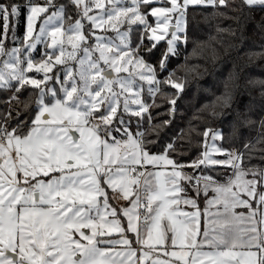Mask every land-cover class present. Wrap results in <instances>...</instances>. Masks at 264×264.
<instances>
[{"label": "snow or ice", "instance_id": "obj_1", "mask_svg": "<svg viewBox=\"0 0 264 264\" xmlns=\"http://www.w3.org/2000/svg\"><path fill=\"white\" fill-rule=\"evenodd\" d=\"M154 2L131 0L130 6L121 7L122 0H69L77 18L65 28L68 5L56 0L42 4L27 0L23 5L27 8L23 46L6 50L0 41V57H7L0 62V89L14 88L18 93L31 86L38 90L30 125L18 121L12 127L7 119L0 121V264H264V190L258 191V187L264 189V169H245L242 154L213 147L188 166L229 167L233 171L227 180L221 183L205 174L187 175L182 171L185 165L167 154L175 151L172 144L163 154H150L143 147L144 134L129 132L123 116H118L121 96L124 113L140 116L148 111L136 91L140 87L135 84L136 77L148 83L150 93L158 91L151 87L153 83L160 84L154 68L135 57L126 39L128 32L121 33L119 26L139 23L145 31L151 29L149 39L159 41L169 33L174 18L175 30L168 41V52H174L189 6H215L217 0H167L170 6L141 12V5ZM219 4L227 6L226 0ZM241 4L248 9L264 8V0H241ZM21 7L15 0H0L5 33L9 17H18ZM94 9L99 13L90 15ZM45 14L35 33L37 20ZM147 15L155 17V27L148 23ZM84 21L93 29L108 25L116 30L120 44L93 31L95 45H89ZM41 43L54 50L45 51L47 60L34 62L30 55L21 58L25 50L30 53ZM66 43L71 50L65 48ZM69 61L77 66H68ZM57 64L66 65L63 80L48 75ZM164 66L161 61V69ZM32 71L43 73L42 78L28 76ZM110 72L128 73V77H112ZM53 79L60 85L59 92L47 86ZM166 83L182 90L178 83ZM12 99L19 98L14 95ZM129 101L139 109H130ZM114 132H120L122 138L117 139ZM203 135L208 137L209 131ZM221 137L222 133L212 132L213 140ZM212 153L227 159H213ZM147 166L161 170L149 171ZM182 181L192 186L197 196L214 193L206 200L202 233V214L196 200L182 195L186 191ZM108 189L131 206L111 208ZM181 203L196 210L183 211ZM213 206L216 210L209 211ZM237 208L248 212L237 213ZM139 209H144L143 213ZM120 216L126 219V227ZM127 233L134 235L138 247H133ZM113 234L119 239H102ZM101 244L106 247H99Z\"/></svg>", "mask_w": 264, "mask_h": 264}, {"label": "trees", "instance_id": "obj_2", "mask_svg": "<svg viewBox=\"0 0 264 264\" xmlns=\"http://www.w3.org/2000/svg\"><path fill=\"white\" fill-rule=\"evenodd\" d=\"M15 2L22 5L21 14L9 17L7 33L0 17V35H6V42L11 36L9 29L15 28L18 37L24 31L26 7L23 5L27 0ZM33 2L42 4L44 0ZM56 2L68 5L64 25L73 23L77 11L69 0ZM226 5L221 6L217 0L215 6H189L182 41L174 54L167 52L164 41L152 42L148 30H144L138 43L142 27L132 28L129 46L132 51L135 48L136 56L154 68L160 84L151 86L158 87L153 96L143 86L141 98L149 104L147 112L140 117L130 112L124 115L127 123L130 117L139 118L136 123L130 121L129 127L133 134H144L143 147L149 153L165 152L172 144L175 151L167 154L185 165L186 172L209 175L218 182H225L232 169L221 165H202L199 169L188 166L201 159L205 152L208 138L203 135L205 131L222 133L220 147L242 154L245 169H264V8L248 9L242 6L241 0H226ZM152 6L141 5L140 10L147 13ZM148 21L151 24V19ZM161 61H164L163 69ZM169 80L182 85V90L166 83ZM36 93L38 90L31 86H25L18 93L14 88L0 89V121L7 119L12 127L18 121H27L30 125L35 115ZM14 95L19 99H12ZM147 113L151 116L149 121ZM24 127L26 131L27 125ZM181 183L200 209L206 197L202 193L197 196L187 182Z\"/></svg>", "mask_w": 264, "mask_h": 264}, {"label": "rangeland", "instance_id": "obj_3", "mask_svg": "<svg viewBox=\"0 0 264 264\" xmlns=\"http://www.w3.org/2000/svg\"><path fill=\"white\" fill-rule=\"evenodd\" d=\"M130 5H131V0H122V4L119 5V6H121V7H126V6H130ZM201 5H202V4H201ZM162 6H170V5H167V0H155V2L153 3V6H152V7H162ZM190 6H193V5H190ZM105 7H106V8H107V7H110V5L106 4ZM152 7H151V8H152ZM151 8H149L148 12L150 11ZM99 11H100L99 9H94L93 12L90 13V15H96V14L99 13ZM50 13H51V11H50L48 14H50ZM48 14H45V15L43 16L42 19L39 18V19L37 20V22H36V27H35V33H38V31H39V27H40V24L42 23V21H43V19L45 18V16L48 15ZM26 17H27V8H26L25 17H24V26H23V27H24V29H23L24 31H23V35H22V36L18 37V35H16L15 28H13V29H9L10 32H11V36H10V38H9V41H7V42H6V39H5V37H4V36H6V35H5V34H4V35H3V34L0 35V37L2 36L1 39H0V41H3V42H4V47H5L6 50H10V49L13 48V47H22V46H23V37H24V35L26 34V28H27V19H26ZM148 19H151V26H152V27H155V26H156V23H155V17H152V16L150 15V17L147 18V21H148ZM73 23H74V22H73ZM148 23H149V21H148ZM15 24H16V22H15ZM71 24H72V23H71ZM125 24L129 25L127 22H125ZM149 24H150V23H149ZM174 24H175V19L173 18V19L171 20V22H170L169 33H168L167 35L164 36V39L159 40V41H155V40L150 39V40H152V42H154V43L164 41V42H165V47H166L167 52H168V48H169L168 41L171 39V32L175 30V29H174ZM67 25H69V24H67ZM84 25H85V27H84V30H83V31H84V34L88 37V43H89V45H92V46L95 45L94 37L90 34V33L93 32V31L95 32V35H96V36L104 37L106 41H111V42H113V43H115V44H120V40H119V38L117 37V31L114 30V29H112V28H110L108 25H105L103 28H98V29H93V26H92L90 23H88L87 21H84ZM132 25H134V26H135V25L143 26V25H141V24H139V23L132 24ZM132 25H130V26H132ZM64 27L67 28L68 26H64ZM183 27H184V30H183L182 32L178 33V35L180 36V39L177 40V41L174 43V52H168V53H170V54H174V53H176V51H177V49H178V44L182 41V34H183L184 31H185V25H184ZM122 29H123V28H121V25H120V26H119V31H120L121 33L124 32ZM107 32H109V34H106ZM35 33H34V34H35ZM157 34H160L159 30H157ZM151 35H152V33H151V29H148V37H150ZM14 37H15V39H14ZM126 39H127V42H128V36H127ZM49 42H50V41H49ZM128 44H129V43H128ZM85 46H87V45H85ZM65 48H66L67 50H71V46L68 45L67 43L65 44ZM45 51L51 53V52H53L54 50H53V49H48V48L46 47V44H45V43H41V44H38L37 47H36L34 50H31L30 53H28L27 50H25V51L22 53L21 58H22V59H26L27 56L30 55L31 58H32V60H33L34 62H42V61L48 59V57L44 55ZM133 53H134V50H133ZM55 54H56V55H59V52L56 51ZM81 54H82V53H81ZM95 55L98 57V56H99V53L97 52V53H95ZM135 57H136V55H135ZM135 57H134V58H135ZM4 59H7V57H6V56H5V57H0V62H2ZM68 66L76 67L77 65L74 64V62L69 61V62H68ZM65 67H66V65H64V64H57V65H54V67H53V69H52V72L48 73V75L53 76V77H55V75H59L60 78H61V80H63V79H64V68H65ZM129 67L132 68L131 65H129ZM134 71H143V69H142V68H135ZM115 74H116V76L119 75L120 77H125V78L128 77V73H119V74L114 73V72H110V73H109V75L112 76V77H115V76H114ZM27 75L30 76V77L42 78L43 73L37 74L35 71H32V72H28ZM135 81H139V82L143 83V84L147 87V88H146V92H148V93L150 94V92L148 91V89H149L150 86L148 85V83H147L146 81H141L138 77H136ZM13 83H14V82H13ZM47 86H48V87H53V88H55V89L57 90V92H59L60 85H59L58 83H56L55 79L49 81ZM151 86H153V85H151ZM42 87H44V85H42ZM116 90H117V91H120V89H119L118 86L116 87ZM139 94H141V91H139ZM151 94H152V96H153V93H151ZM124 95H129V96H131L130 93H125ZM139 97H140V96H139ZM130 104L136 106V110L139 109V106H138V105H136V104H132L131 102H130ZM147 106H149V104H148ZM148 113H149V112H148ZM148 113H147V120L149 121V119L151 118V116H150V114H148ZM127 114H128V113H127ZM124 115H126V113L123 112V96H121L120 106H119V109H118V116H123V119H124V126H126V127L128 128L129 132H131V128L129 127V123H130V121H133L134 123H136L137 121H139V118L137 119L136 117H130V118H129V122L127 123V121H126ZM139 117H140V116H139ZM114 123L118 125V121H114ZM212 132H214V131H212ZM212 132H210V134H209V136H208V138H207V141H206L207 148L205 149V151H206V150L211 151V149H212L213 147H216V148H220V149H222V148L220 147V139H221V138L216 139V140H213V139L211 138V137H212ZM215 132H219V131L215 130ZM131 133H132V132H131ZM132 134H133V133H132ZM76 135L78 136V134H76ZM113 135H114L117 139H121V138H122L120 132H114ZM125 139H126V138H125ZM138 139H139V137H138ZM206 145H205V146H206ZM164 150H165V148H164ZM203 153H204V152H203ZM202 158H203V154H202V156H201V159H202ZM212 158H213V159H216V160H225V159H227V156H226V155H223V156H222V155L217 154V153H212ZM247 178H248V177H247ZM251 178H252V177L249 176V179H251ZM44 179H47V178L45 177ZM221 183H223V182H221ZM105 187H107V186L105 185ZM259 189H260V188L258 187V191H259ZM201 193H202V192H201ZM202 194H203V193H202ZM203 195H204V194H203ZM213 196H214V193L211 192V191H209V192H208V195H207V197H206V200H207V199H211ZM108 198H109V204H110L111 208H115V209L119 210L121 207H130V206H131L128 200H124V199L121 198L119 195L114 194V193L112 192L111 189H108ZM242 198H243V199H248L247 196H242ZM101 199H102V198H101ZM129 199H134V197H130ZM206 200H205V201L202 200V202L200 203L201 206H200V209H199V210H200L201 212H202V211L204 212L205 208L207 207ZM186 207L188 208L189 206H186ZM252 207H253V208H256V207H257V204H256V201H255V200L252 201ZM214 208H216V206H213V207L210 208V209H211V210H214ZM236 210H237L238 212H242L241 208H237ZM261 210L264 211V208H262ZM246 211H247V210H246ZM243 212H244V211H243ZM119 218L121 219L123 225L126 227V224H127L126 219H125L123 216H120ZM109 219H111V217H109ZM258 219H259V217H258ZM84 231H85L86 233L90 234V232H89L88 229H84ZM131 234H132V233H131ZM76 239H79V237L77 236ZM102 239H119V236H118L117 234H113L112 237H104V238H102ZM134 244H135V243H134ZM99 247L104 248V247H106V245L101 244V245H99ZM133 247H138V246H137V245H133ZM116 250H120V246H117ZM205 250H208V249H205ZM138 255H139V253H138ZM161 258H162V259H167V257H164V256H161ZM148 264H150V262H148Z\"/></svg>", "mask_w": 264, "mask_h": 264}, {"label": "crops", "instance_id": "obj_4", "mask_svg": "<svg viewBox=\"0 0 264 264\" xmlns=\"http://www.w3.org/2000/svg\"><path fill=\"white\" fill-rule=\"evenodd\" d=\"M142 12V11H141ZM151 25V24H150ZM64 26H68V25H64ZM136 26H139V25H136ZM142 28H141V30H140V34H139V37H138V43L140 42V40H141V38H143V32H144V25L143 26H141ZM121 28H123L122 30L124 31V32H128V43H129V41H130V35L132 34V32L134 31V30H132V28H134V25H132V26H130V25H127V24H125V23H123L122 25H121ZM129 29H131L130 31H129ZM106 34H109V32H107ZM130 47V46H129ZM133 50H135V48L133 49ZM136 57H138V56H136ZM115 77H116V74L114 75ZM135 84L136 85H139L140 87H138V88H136V91H141V94L143 93V91H144V89H143V86H145L143 83H141V82H139V81H135ZM145 88H147V87H145ZM141 94H139V99L142 101V98H141ZM130 102L131 101H129V108H132V107H134L135 109H136V106H134V105H131L130 104ZM143 102V101H142ZM144 103V102H143ZM127 114V113H126ZM163 153H165V152H162V153H150V154H163ZM223 156V155H222ZM137 167H139V166H137ZM147 168H148V170L149 171H154V170H161V169H153L152 168V166H147ZM167 170H171V168L169 167ZM182 171H183V173H185V174H187V175H194V176H198V175H200V173H196V174H190L189 172H186L184 169H182ZM233 171V170H232ZM193 183H195V181H193ZM182 184V183H181ZM196 193V192H195ZM143 195V194H142ZM185 198H191L190 197V194L188 193V192H185V193H183L182 194ZM191 199H194L193 197L191 198ZM187 205H184L183 203H181L180 205H179V208L181 209V210H183V211H188V212H191V211H195L196 209H194V208H192L191 210H190V206L187 208L186 207ZM216 210V208H214V210H211V209H209V211H212V212H214ZM247 210V211H246ZM139 211H140V209H139ZM237 213H240V212H238L237 210H235ZM244 211V212H243ZM201 212V211H200ZM242 212L243 213H247L248 212V209H246V208H244V210H242ZM201 218H200V229H201V233L204 231V228H205V224H204V216H203V211L201 212ZM210 219V218H209ZM127 235L133 240V245H136V244H134L135 242V237H134V235L133 234H131V233H127ZM199 238H202V236L201 237H199Z\"/></svg>", "mask_w": 264, "mask_h": 264}, {"label": "built area", "instance_id": "obj_5", "mask_svg": "<svg viewBox=\"0 0 264 264\" xmlns=\"http://www.w3.org/2000/svg\"><path fill=\"white\" fill-rule=\"evenodd\" d=\"M141 171H143V169H140ZM144 209H140V212L143 213Z\"/></svg>", "mask_w": 264, "mask_h": 264}]
</instances>
